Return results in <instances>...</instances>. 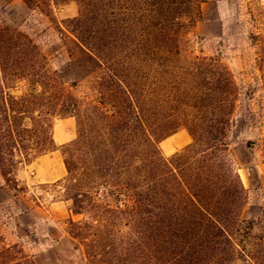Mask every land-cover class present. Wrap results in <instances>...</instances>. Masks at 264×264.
I'll use <instances>...</instances> for the list:
<instances>
[{
  "label": "rangeland",
  "instance_id": "obj_1",
  "mask_svg": "<svg viewBox=\"0 0 264 264\" xmlns=\"http://www.w3.org/2000/svg\"><path fill=\"white\" fill-rule=\"evenodd\" d=\"M29 2L0 0V28L30 38L48 71L31 69L27 73L36 80L4 83L0 66V161L4 164L0 167V264L79 261V241L70 236L71 223L89 218L73 212L66 161L80 130L107 127L111 101L123 100L121 91L113 87L115 80L134 85L137 98L145 84L155 91L159 106L140 105L139 111L166 120L160 128L152 125L165 140L181 131L191 137L189 130H195L207 141V131L215 133L230 120L227 146L212 152L234 171L245 191L240 219L252 221L264 213V0ZM79 31L99 63L86 48L75 45ZM8 53L16 62L23 56L16 47ZM221 69L233 76L234 88L218 80ZM37 71L41 73L34 77ZM50 83L53 89L48 88ZM64 92L78 107V119L62 113L50 123L54 128L60 120L72 118L76 135L57 146L50 141L46 102L50 93L60 98ZM234 99L231 116L226 103ZM192 144L191 137L188 146ZM186 147L173 154L160 150L170 158ZM77 154L72 162L82 173L79 160L85 157ZM54 155L64 176L44 182L58 168L48 167L45 172L37 164L40 157ZM13 162H21L16 183H7L1 168L7 172Z\"/></svg>",
  "mask_w": 264,
  "mask_h": 264
},
{
  "label": "trees",
  "instance_id": "obj_2",
  "mask_svg": "<svg viewBox=\"0 0 264 264\" xmlns=\"http://www.w3.org/2000/svg\"><path fill=\"white\" fill-rule=\"evenodd\" d=\"M74 43L83 51L86 48L93 61H101L89 51L80 31ZM13 47L21 50L20 62L9 56ZM44 61L30 38L0 28L4 83L36 80L27 72L40 68L47 73ZM218 80H226L234 88L233 76L226 69L219 71ZM49 85L54 88L53 83ZM113 87L121 91L123 100L111 101L113 112L107 127L84 128L78 140L70 144L72 154L66 161L70 186L66 189L74 214L89 218L71 223L70 236L79 241L80 258L70 264H264V213L256 220L240 219L245 191L234 171L212 152L227 146L224 141L230 120L215 133L207 131V141L189 130L194 144L166 158L160 150L165 139L152 129V125L159 126L166 120L139 111L140 105L159 106L155 91L145 84L137 98L134 85L128 82L115 80ZM102 99L101 95V106ZM226 104L232 116L236 100ZM46 106L53 143L50 119L62 113L78 119V107L66 92L60 98L50 93ZM77 153L85 157L79 160L82 173L72 162ZM20 164L13 162L7 172L1 168L7 183H16L15 172Z\"/></svg>",
  "mask_w": 264,
  "mask_h": 264
},
{
  "label": "crops",
  "instance_id": "obj_3",
  "mask_svg": "<svg viewBox=\"0 0 264 264\" xmlns=\"http://www.w3.org/2000/svg\"><path fill=\"white\" fill-rule=\"evenodd\" d=\"M75 122L72 118H66L60 120L53 128V140L57 146H62L75 139ZM191 143V137L181 131L174 135L172 138L166 139L161 142L160 147L168 154H173L176 151L188 146ZM54 153H58L55 151ZM58 168L55 172H52L48 179L44 182H54L64 176V169L62 168L58 156H43L40 157V162L37 164L38 169H43L47 172L48 167Z\"/></svg>",
  "mask_w": 264,
  "mask_h": 264
}]
</instances>
